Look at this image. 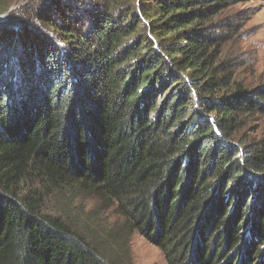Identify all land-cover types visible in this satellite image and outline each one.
Segmentation results:
<instances>
[{
  "label": "trees",
  "instance_id": "16d2710c",
  "mask_svg": "<svg viewBox=\"0 0 264 264\" xmlns=\"http://www.w3.org/2000/svg\"><path fill=\"white\" fill-rule=\"evenodd\" d=\"M23 1L0 0V264H126L134 233L167 264H264V143L242 135L264 86L220 31L247 0Z\"/></svg>",
  "mask_w": 264,
  "mask_h": 264
},
{
  "label": "rangeland",
  "instance_id": "374dc122",
  "mask_svg": "<svg viewBox=\"0 0 264 264\" xmlns=\"http://www.w3.org/2000/svg\"><path fill=\"white\" fill-rule=\"evenodd\" d=\"M22 2L23 5L27 4L26 1ZM225 18L224 24L229 26L220 30L226 38L223 52L226 58H230L238 82L253 90L263 87L264 0H247L233 5L225 12ZM242 135L250 141L264 143V112L249 119ZM59 204L56 200L49 201L51 215L55 216L56 211L61 210ZM74 207L82 209L80 214L84 218L89 215L109 227L118 226L117 231L121 230L125 222L116 210L103 208L100 202L83 196L77 198ZM129 249L130 259L126 260V264H167L164 255L138 233L130 238Z\"/></svg>",
  "mask_w": 264,
  "mask_h": 264
},
{
  "label": "water",
  "instance_id": "95a60500",
  "mask_svg": "<svg viewBox=\"0 0 264 264\" xmlns=\"http://www.w3.org/2000/svg\"><path fill=\"white\" fill-rule=\"evenodd\" d=\"M23 0H19V3L13 7L12 9H10V11L8 13H6L4 16L7 17L10 15V13H12L13 11H15L17 8H19L21 5H23L24 3L22 2Z\"/></svg>",
  "mask_w": 264,
  "mask_h": 264
}]
</instances>
